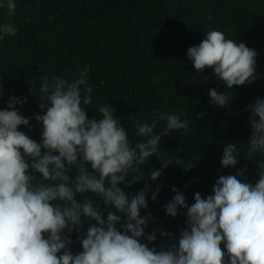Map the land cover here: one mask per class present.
Instances as JSON below:
<instances>
[{"label":"clouds","instance_id":"clouds-1","mask_svg":"<svg viewBox=\"0 0 264 264\" xmlns=\"http://www.w3.org/2000/svg\"><path fill=\"white\" fill-rule=\"evenodd\" d=\"M16 8L17 0H0L8 17ZM18 31L15 24L0 21V41ZM186 56L197 72L208 68L223 83V92L208 90L209 103L217 107L231 103L228 90L233 86L257 79V52L219 30H208ZM88 74L85 67L74 80L43 76L38 90L42 114L21 115L16 105L26 100L16 96L0 109V264H264V98L246 108L251 129L247 143L227 144L220 160L221 169L235 168L243 154L256 163L258 180L253 184L241 178L244 165L234 175L219 176L210 195L196 192L190 206L173 187L175 195L164 212L175 218L186 209V227L175 244L158 251L149 247L157 233L171 234L147 232L153 217L141 210L148 207L149 193L157 200L160 186L146 184L126 194L118 185L126 188L142 179L143 166L154 156L161 160V168L149 176L155 182L174 163L165 159L169 155L162 150V137L187 131L189 121L163 112L150 123L137 120L133 142L108 103L96 105V117L88 118L85 107L94 105ZM3 91L0 87V96ZM33 118L41 125L39 142L19 130L30 127ZM160 121L164 125L157 132ZM78 194L87 195L78 202ZM85 221L86 231L77 235L81 251L74 254L69 234L81 233Z\"/></svg>","mask_w":264,"mask_h":264},{"label":"trees","instance_id":"trees-1","mask_svg":"<svg viewBox=\"0 0 264 264\" xmlns=\"http://www.w3.org/2000/svg\"><path fill=\"white\" fill-rule=\"evenodd\" d=\"M0 21L19 29L15 37L0 41V87L4 90L0 109L10 96H16L26 100L16 105L21 115L42 114L40 79L61 75L74 80L87 67L94 90V105L85 107L88 118L96 117V105L108 103L133 142L137 120L150 123L161 112L188 119L187 131L162 137V150L169 155L165 159L174 163L155 182L149 176L161 168L156 156L143 166L142 179L126 188L118 185L126 194H135L146 184L160 186L155 202L149 193L148 207L141 215L153 217L147 232L160 229L171 237L157 233L155 245L149 247L159 251L175 244L186 227V209L175 218L164 212V205L175 195L173 187L184 193L190 206L196 192L210 195L219 176L234 175L244 165L241 178L253 184L258 180L256 163L243 154L235 168L221 169L220 160L227 144L247 143L251 129L246 108L256 98H264V0H17L15 14L8 17L0 10ZM210 29L257 52L256 81L228 90L232 101L226 107L211 105L208 96L211 88L225 91L223 83L208 68L197 72L186 56L188 48L198 45ZM163 125L160 121L156 131ZM19 130L39 142L41 125L34 118L30 127ZM86 195L78 194V202ZM99 206L103 208V203ZM88 223L81 233L69 234V250L74 254L81 251L77 235L82 236Z\"/></svg>","mask_w":264,"mask_h":264}]
</instances>
